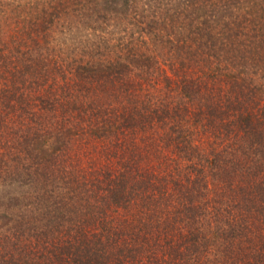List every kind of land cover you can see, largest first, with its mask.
Returning <instances> with one entry per match:
<instances>
[{"label":"trees","instance_id":"trees-1","mask_svg":"<svg viewBox=\"0 0 264 264\" xmlns=\"http://www.w3.org/2000/svg\"><path fill=\"white\" fill-rule=\"evenodd\" d=\"M157 1L109 60L0 10V264H264V0Z\"/></svg>","mask_w":264,"mask_h":264},{"label":"rangeland","instance_id":"rangeland-1","mask_svg":"<svg viewBox=\"0 0 264 264\" xmlns=\"http://www.w3.org/2000/svg\"><path fill=\"white\" fill-rule=\"evenodd\" d=\"M148 1L0 0V10L3 9L7 18L6 20L2 19L1 22L6 25L9 24L11 30L14 27H19L22 33L28 32L34 24L38 26L43 21V15H48L49 18V12L45 10L49 11L52 6H55L52 10V15L55 17L47 22L45 30L42 28L39 30L40 38L48 46L47 52L50 51L55 55L59 53L65 58L64 60H73L77 56L88 59L90 56L93 57L95 47H98L101 54L105 53L103 58L109 60L117 56V50L128 37L127 30L133 26L129 22L136 23V11L146 7ZM174 2L175 0H172L171 4L173 5ZM160 5L162 9L168 10L170 2L169 0H161ZM31 23L34 24L30 25ZM135 29H137V25H134ZM105 42L108 45H105ZM101 46H107V48ZM2 179L4 181L5 178L0 174V182ZM27 193L25 199L29 197V192ZM30 194L33 200L32 204L34 206L40 205L41 202L38 203L35 199V191ZM27 203L32 205L31 202ZM20 230L23 235L27 228L23 227ZM35 258L37 259V257Z\"/></svg>","mask_w":264,"mask_h":264}]
</instances>
